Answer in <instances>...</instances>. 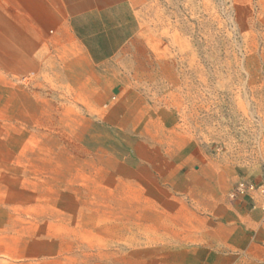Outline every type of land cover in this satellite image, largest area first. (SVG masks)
Masks as SVG:
<instances>
[{"label": "rangeland", "instance_id": "1", "mask_svg": "<svg viewBox=\"0 0 264 264\" xmlns=\"http://www.w3.org/2000/svg\"><path fill=\"white\" fill-rule=\"evenodd\" d=\"M54 4L0 0V264H152L162 187L207 184L264 264V0H139L99 71L40 26Z\"/></svg>", "mask_w": 264, "mask_h": 264}, {"label": "crops", "instance_id": "2", "mask_svg": "<svg viewBox=\"0 0 264 264\" xmlns=\"http://www.w3.org/2000/svg\"><path fill=\"white\" fill-rule=\"evenodd\" d=\"M40 1L55 3L40 26L53 28L63 49L80 50L94 71L118 64L120 53L139 31V0ZM63 2L70 4H56ZM112 71L109 75L116 80ZM210 187L205 185L203 196L192 199L162 187L167 196L158 198L152 238L146 245L152 264H250L257 246L258 215L224 204L220 196H211Z\"/></svg>", "mask_w": 264, "mask_h": 264}, {"label": "built area", "instance_id": "3", "mask_svg": "<svg viewBox=\"0 0 264 264\" xmlns=\"http://www.w3.org/2000/svg\"><path fill=\"white\" fill-rule=\"evenodd\" d=\"M241 190H242V185H239V186L237 187L236 191H237V192H241ZM232 196H233V195H232Z\"/></svg>", "mask_w": 264, "mask_h": 264}]
</instances>
